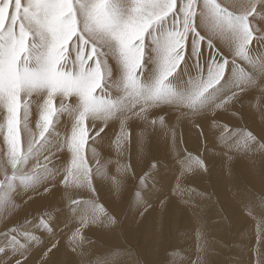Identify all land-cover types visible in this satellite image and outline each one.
Masks as SVG:
<instances>
[{
  "label": "snow or ice",
  "instance_id": "6c2138e0",
  "mask_svg": "<svg viewBox=\"0 0 264 264\" xmlns=\"http://www.w3.org/2000/svg\"><path fill=\"white\" fill-rule=\"evenodd\" d=\"M204 5L205 0H175L174 5L172 0H0V105L6 109L4 140L8 145V166L0 168V193L3 194L0 195V206L8 204L7 194L18 185L17 181L28 185L50 170L48 161L52 144H49L46 133L54 126V115L66 113L74 120L71 136L64 141L71 153V165L65 168L67 175L64 182L68 183L69 178L74 177L91 188V169L85 159L84 147L89 138L87 122L90 120L93 127L96 123L88 114H100L107 124L117 114L125 117V113L132 111L136 105H141L143 112L146 107H153L162 99L169 102L175 99L173 96L159 97V84H150L147 88L139 86L144 84L142 77L146 37H150L154 45V41L159 40L165 30L185 34V56L181 64L191 57L192 67L200 73V77L197 82L189 77L187 91L180 100L192 107L203 102L205 89L217 76L220 84L226 75L248 86L257 79L264 81V0H227L226 6L214 0L206 15L202 16ZM197 17L200 19L199 24ZM257 20L261 22L259 27ZM238 22L246 24L248 39L246 44L237 48L235 56L229 59L230 54H225L216 46V42H221L226 49L235 44L239 39L235 27ZM202 24L207 28L203 35L200 31ZM141 40L143 53H137L136 59L139 62L135 68V75L140 80L137 91L133 92L125 87L124 66L120 62V52L114 45L127 47L131 42L139 49ZM196 40L200 44V53L193 56V42ZM253 42L259 47L253 49ZM202 44L211 51L201 66L200 58L204 55ZM110 57L121 68V75L115 80L112 79ZM238 60L244 62L243 65L238 64ZM98 62L99 76L96 74ZM112 89L117 90L115 96ZM33 95L43 97V104L39 106V132L38 136L33 133L26 149L21 151L18 129L21 122L27 126L29 106L32 103L30 97ZM57 97L59 106L54 107ZM232 98L228 96L229 100ZM160 122H163L162 117ZM3 127L0 125V129ZM216 128L222 139L232 140L238 135L244 148L258 145L256 150L264 152V143H261L264 135L258 140L251 132L235 133L227 126L221 127L218 124ZM103 130L100 128L91 137L93 142ZM226 146L241 147V143L238 140ZM57 147L59 150V145ZM44 151L49 152V156L44 157L45 163H37L30 173H23V166L29 159L35 158L38 161ZM177 159L181 165V176L191 169L190 161H194L195 166H203L202 161L193 158L191 154ZM143 179L146 181L147 177ZM136 197L144 204L139 192ZM71 204L77 206L72 209L73 212L83 206L79 201H71ZM245 209L249 208L245 206ZM97 219L96 215H82L80 224L83 227L90 222H97ZM261 223L264 224V218ZM25 235L29 236L27 233ZM20 246L16 235L5 233L0 241V253L7 248ZM257 254V264H264V252L257 250ZM16 264H22V261L17 260ZM81 264L92 262L82 259Z\"/></svg>",
  "mask_w": 264,
  "mask_h": 264
},
{
  "label": "bare ground",
  "instance_id": "6f19581e",
  "mask_svg": "<svg viewBox=\"0 0 264 264\" xmlns=\"http://www.w3.org/2000/svg\"><path fill=\"white\" fill-rule=\"evenodd\" d=\"M225 1L227 2V0ZM153 48H154V45L152 44L151 38L149 37L147 38V41H146L144 69H143V77H142V82L144 84H151L153 79L155 78V74H156L155 73V63H154L155 53L153 52ZM224 49L227 50L226 48ZM206 55H203V58L200 61L201 64H204L205 60L209 58ZM186 63L188 65V74L185 75V63H184V65L180 68L178 73L173 78L170 79L175 83L177 90H181L182 88H185L189 77L196 74L195 69L192 67V61L187 59ZM243 63L244 62H242L241 65H243ZM109 64L111 65V68H112V79L114 80L118 79L121 75V68L119 64L115 61L114 58H111V57L109 58ZM177 76H179V79L176 78ZM229 79H230V76L228 75L227 79L226 80L224 79L225 80L224 83L226 81H229ZM261 82H264V81H261ZM248 88L251 89V94L249 96L247 95L248 101H247V104H245V111H246V115L249 118V122H250L249 125L252 126V129L254 128L256 131H258L259 135H264L262 133V131L264 130V87H261L259 81H256L254 84L249 85ZM112 90L114 91L113 96H115L117 90L116 89H112ZM42 104H43V97L38 98L35 95H33L32 103L29 106L27 126L25 128L22 127V129H24L23 132L25 135H23V138H25V142L29 139H32V137L31 138L29 137L30 131L34 127L37 128V124L40 122L41 113H40L39 106ZM164 104L168 105L166 107H169L168 109L169 113L166 114V116L163 119V122L162 123L160 122L155 129L156 130V143L153 146V154L156 157H166V158L155 164L154 172H153V166H151L150 169H146L147 174L145 175V177H147V179L146 181L143 179L140 182L139 191H138L140 193V200H142L144 204L146 202L148 204L151 201L155 202V205H153V208L149 210L147 215L145 216L146 218L144 221L143 229L141 228L143 230V246L148 247L146 248L147 250L146 260L149 264L152 263L151 262L152 256L150 255V250L148 246L151 244L147 243L148 245H146V242L148 241L150 242L149 240L150 237L148 236L149 237L148 241L145 240L144 238L147 234H149L153 230H157L159 233L160 232L163 233L164 230H161V229L165 225H164V218L161 215L164 209L165 210L164 212H166L167 215L172 216V210H173V216L175 218H178V217L182 218L180 224L183 223L185 226L184 229L187 228L183 230L182 232L187 234V237L189 239L187 241L186 247L181 251H177L174 254V256H172V264H183V262H188V264H195L198 262L199 264H204L205 261H209L210 258L212 257L211 253L209 252L210 243L208 242L206 235H205L206 229L208 228V230H210L211 228H218V230L222 232L224 231V227L221 223L215 224L214 221L212 223L213 211L210 209L211 204L209 203L210 201L209 199H208L209 201L201 202V200L204 199L203 196H200L196 194L195 192H193L189 188L188 184L185 187L182 186L186 178L185 176H189L192 178H198L200 176V172L196 175H193L191 173H186L183 176H181V165L177 157L183 158L184 156H187L185 153V150L187 147L197 145V143L200 142L202 139H204V141H207L208 142L207 144L209 145L207 154L215 162L213 165V168L209 172L211 175L214 188L216 189V191L217 189L219 190V195H220L221 200L222 199L223 201L225 200L224 201L225 207L228 209H231L234 207L236 210H238L240 214H237L238 216H236V218H239L240 216L243 217L242 214H244L253 219L257 217L256 221L259 220L260 223H261V219L264 218L263 202H259L258 200L260 199L255 198L249 192L247 194H245V192H242L243 189H240L235 184L237 178H235L233 175H236L235 174L236 172L231 171L232 167L229 164L232 161L231 157L238 156V158H240V160L243 163V169L246 170L247 172L246 174L248 176H251L250 178L251 180L254 181V184H255L256 177L253 176L252 172L253 171L255 172V170L259 171V169L261 168L260 166H262L263 168V165L261 164L264 163L263 162L264 158L262 159L260 152L256 150V147H258V145L255 147L251 146L252 150H249L248 148H244L243 141L241 137L238 135L235 136L232 140L222 139L219 135L218 129L216 128V125L217 124L220 125V124L218 123L217 119L213 115H212L213 117L211 115H206L198 119L194 123H190L186 119L178 120V116H179V112L177 110L178 106L171 102H162V104L159 103L155 106V109L153 108L151 110V112L153 113V111L161 109V108H156V107L158 106L162 107L164 106ZM181 111H186V109H181ZM224 114L225 113L223 112V115ZM247 116H245V118ZM125 117H121L120 114H117L116 116L111 118L107 122V124H105L102 121H96L95 122L96 126L100 124V127L105 126V129L100 135V137H98L95 140V142H90L87 144V147H88L87 151L89 155L93 158L97 157L102 160V166L96 172V177L94 176L95 182L98 185L102 194L105 196L106 200L112 203L115 209H118L120 207L119 204L124 194L126 193L125 192L126 190L123 187V185L128 181V178H127L128 170L126 171V166L124 162V156L126 154L125 133H120L119 131V121L120 120L124 119L126 123L132 129V134L130 131L128 132L130 137L132 136V141H133V147L131 148V158H133L134 161H132V163H134L136 166H140L144 162L146 158V154H147L145 149L147 147V142H148L147 140L148 121H149L148 116L144 115L141 112V105H136V107L132 111L125 113ZM73 123H74L73 118L66 113L60 114L56 118L53 124L56 125L57 127L56 132L59 134L58 139L65 141L66 139L70 138ZM87 123L92 124L90 120ZM197 124H199V127L196 126ZM0 125H4L3 129H0V168H4L7 166L8 145L5 143V140H4L7 125H6V109L3 107V105H0ZM209 128L211 130H209ZM38 131L39 129L37 130V134H38ZM57 133H56V136H57ZM237 133H240V132H237ZM256 133L257 132H255V134ZM238 140L241 143V147L226 146V144H234ZM49 144H52V143L49 142ZM60 148L63 151V154H62L63 157L56 164L50 165L49 171L43 173L42 175H40L38 178L33 180L28 185L20 184L19 181H17L18 185L14 187L13 190L7 194V198L9 201L8 204L6 206H0V216L3 217V219L0 220V222L5 221V222H8V224H11L9 223V221L11 222V221H17L19 219H22L21 217L22 213L24 211L25 213H27V210L32 211V213L33 212L37 213L36 211L42 207L44 202H46L45 201L46 196L47 195L49 196L51 194L53 195L51 196L54 198V199L52 198L53 204H55V206L57 207L60 206V209H62L63 211L58 213L56 217L54 216L51 218H50L51 213L47 216L45 214L44 216H46L47 220H46V223H45V220L43 222L46 225H44L41 221L37 219H36L37 221H34L30 225H28L27 229L25 228V230H28V231L30 230L32 231V229L36 230L38 233L37 239L35 240L32 239L29 241V239L22 238L21 239L22 246L14 247L12 248L13 250L10 248L11 249V250L9 249L10 251L8 250V252H5L3 254L4 256H6V258L3 259L2 262H7V260L10 259V257L12 258L15 254H23L25 256L28 255L27 258L31 260L29 261L30 262L29 264H35L34 261L42 247H44L45 245L48 246L50 245V243L52 244L55 242L57 243L60 242L64 247L69 248L72 251L74 257L65 256L62 251V248L58 247L57 251L54 250V253H53V258H54L53 263L54 264H64L65 260L69 261L67 264H81L82 259H87L91 261L92 264H107V262L109 261H112L113 264H126L127 260L126 261L123 260L124 257L121 255V253L120 254L113 253L112 255H109L106 258L103 257V259L105 258V260L103 261H96L95 258H93L92 256V248L94 249L95 246L91 243L90 245H88L87 241L80 238L81 236L79 235L80 236L79 237L74 232V226L75 224L80 223V216L82 215L85 217L96 215L98 218L97 222H105V223L107 222V218L102 213L98 214V212H96L93 209L92 210L90 209L91 211H93V212H90V211H86L83 207H81L77 212L72 211V209L76 208L77 206H71V207L69 206V202L71 200L70 198H75V196L79 192L81 193L86 192L88 188L86 187L85 183L75 179L74 177H70L68 183L64 182V178L67 175L65 168L71 165V153L66 145H62L60 146ZM42 154L40 155L39 159L43 161ZM35 160H36L35 158L29 159V161L23 166L22 171L23 172L27 171L26 168L30 169L31 167H33ZM189 163L192 165V167H195L194 161H190ZM144 164H143V167H144ZM261 172L262 170L260 169V171L258 172L259 177L260 179H262V181H264V172L262 173ZM27 173H30V171H28ZM92 174H95V173H92ZM177 181H179V184L177 183ZM191 182H196V181L192 180ZM257 187L259 188L261 186L257 185ZM44 188H49V192L45 193ZM165 194H170L172 196H170L169 200L165 203L166 205H164V208H160V206L158 207V203ZM99 197H97V200ZM229 200L234 201L237 205H235L233 202H229ZM25 201H28V202L25 203ZM102 205L104 206L105 204H102ZM140 205H141L140 201H138L136 198V200H134L132 203L131 210L129 211L130 214L128 216L127 221L125 222V226L129 224L130 219L132 217H135L133 216L134 211ZM241 205H243L244 207L246 206L249 209L248 210L242 209ZM180 206H182L185 209L183 212L179 211L178 208ZM251 211L253 212V214L250 215ZM25 213L23 215H25ZM53 215L54 214H52V216ZM252 222L254 221L252 220ZM263 225L260 226L259 224L255 223V227H254V225L252 224L250 225V223L247 224L246 228L242 231L243 234L240 233L239 235V237H241L240 241L239 243L236 244V247L234 250L239 256L245 259H248V260H251L252 258L254 260L256 259L255 261L256 264H257V259H258L257 250L262 252L261 247H263L262 245L263 243L261 239L258 238L262 234V233L260 234V232L264 229ZM105 231L109 235L110 239L113 240L114 232H112V230H105ZM116 231L118 232L119 230L116 229ZM153 233L155 232L153 231ZM36 235L37 234H35V237ZM179 236L182 238L184 237L183 235H179ZM216 237H213V238L215 239ZM249 237H252V240ZM183 240L181 239L180 241H183ZM152 248H153V245L151 246V250ZM42 252L41 254H43ZM81 254H83V256ZM130 259L133 260L132 257ZM130 259H128V261ZM216 259H218V257ZM40 260L41 261H39L40 262L39 264H43V262H45L44 259H40ZM23 262L25 263L26 261L23 260Z\"/></svg>",
  "mask_w": 264,
  "mask_h": 264
},
{
  "label": "rangeland",
  "instance_id": "374dc122",
  "mask_svg": "<svg viewBox=\"0 0 264 264\" xmlns=\"http://www.w3.org/2000/svg\"><path fill=\"white\" fill-rule=\"evenodd\" d=\"M224 1L225 0H216L217 3H221L222 2V4H224L226 6L227 2L225 1V3H224ZM229 10H231V9H229ZM199 22H200L199 21V17H197V24ZM256 22H257V27H259L260 21L257 20ZM200 31H201L202 35L205 32V30L203 28H201ZM147 38H149V37H146V41H147ZM146 41H145V43H146ZM216 46L218 48H221L225 52V54H229L227 52V50L224 49V47H223L221 42L217 41L216 42ZM251 47L253 49H255V48L259 47V46L256 45L255 42H254L251 45ZM145 50H146V47H145ZM189 51H190V48H189ZM201 51L203 53H205L204 55L207 54L206 56L209 57V54H210L211 50L208 49L206 45L202 44L201 45ZM228 58L231 59V56L229 55ZM237 63L240 64V65L242 64V62L239 61V60L237 61ZM183 65L184 64L180 65L178 71L180 70V68ZM227 76H225V80L227 79ZM173 77H171V78H173ZM224 81H222V84L224 83ZM111 91H112V94H113L114 91L113 90H111ZM250 94H251V89L247 88L244 93L240 94V99H238L237 102L234 103V105H230L227 111H225L223 109H220L213 116L217 119V121L221 125V127L227 126L231 131H234L235 133L241 132V131L249 132L250 130H251L250 132H252V130H253L252 134L255 135L257 137V139H260L261 135L258 134V131H256L254 128L252 129V126L249 125L250 124L249 118L246 115V111H245V104H247L248 96ZM30 99L32 101L33 96L30 97ZM160 104H162V102H160ZM58 106H59V97H57L55 99V101H54V107H58ZM155 106L146 107L145 110L142 112L144 115H147L148 119H149V121H148V138H147L148 142H147V147L145 149L147 154H146V158L144 160L145 164L143 162L140 166H136L134 163H132V161H134L133 158H131V148L133 147V141H132V136L130 137V135L128 133L130 131L131 134H132V129L126 123V121L124 119L119 121V131H120V133H125V150H126L125 156H127V157L124 156V162H125V166H126V171L128 170V177H127L128 181L123 185V187L126 190L125 191L126 193L124 194V196H123V198H122V200H121V202L119 204L120 207L118 209H115L113 207L114 205L106 200L105 196L102 194V192L100 191L98 185L95 182L96 172L101 168L102 160L100 158H97V157L96 158L91 157L89 155L88 151H87V148H88L87 144L90 143V142H93L91 137L95 136L96 132L99 131L100 128H104L105 129V126L100 127V124H99L98 126L93 127L92 124H88L87 123L88 129H89V131H88V137L89 138H88V140H87V142L85 144L86 146L84 147V154L85 153L87 154V156L85 154V159L87 161L88 167L92 170V172H91V188L86 184V187L88 188L87 191L86 192H82V193L79 192L75 196V198H70L71 200L69 202V206L70 207L71 206H76V205H72L71 201H79V202H81V204L83 205L82 207L86 211L93 212V211H91L93 209L96 212H98V214L102 213L107 219L110 216H115L116 218H118L119 225H120V226L118 225V228H116L117 230H119L118 232L116 231V229H112V232H114V239L111 240L109 235L103 229H99V228H97L95 226H88L87 224L85 226H83V227L80 226L81 225L80 223L79 224H75L74 232L78 236L80 235L81 236V237L79 236L80 238H82L83 240L87 241L88 245H90V243H91V244H93L95 246L94 249L92 248V256H93V258H95L96 261H103V260H105V258L107 256L112 255L113 253L114 254H120L121 253V255L124 257L123 258L121 256L123 258V260H125V261L127 260L126 264H149L147 262V260H146V252H147L146 248H148V247L147 246H143V230L142 229H143L144 221H145V218H146L145 216L147 215L148 211L153 208V205H155V202L151 201V202H149L150 204L149 203L147 204V202H146L142 206L140 205L134 211L133 216H135V217H132L130 219V222H129V224L127 226H125V222L127 221L128 216L130 214L129 211L131 210L132 203L137 198L136 197V193L139 191L140 182L143 180V178L147 174L146 169H150V167L153 166L154 163L156 164L159 161H162V160H164L166 158V157H156V156H154V154H153V146L156 143V130L155 129H156L157 125L160 123V118L162 117L164 119L166 114L169 113V110H168L169 107H166V106H168L167 104H164V106H162V107L158 106L156 108H161V109L155 110L152 113L151 110L153 108L155 109ZM223 112L225 113L224 115H223ZM229 112H230V114H229ZM22 114H23V109H21V112H20L21 121L23 120V115ZM148 114H150V115H148ZM245 116H247V117L245 118ZM57 117L58 116H55V115L53 116V118H52L53 122L56 120ZM122 121H123V123H122ZM153 122H155V123H153ZM27 123H28V120H27ZM22 127L25 128V125H24L23 122H21V124L19 125V129H18V130H20L19 131V136H20L21 151L26 149L27 143L30 140L29 139V140H27L25 142V138H23V135H25V134L23 132L24 129H22ZM21 130H22V132H21ZM37 130H38V127L37 128H35V127L32 128V130L30 131V136L29 137L31 138L33 133L37 134ZM56 130H57V127H56V125H54L53 128L50 129L48 133H46V135L49 134V135H47L49 142H51L53 144V146H51V158H50V161H48L49 166L53 165V164H56L58 161H60L62 159L63 151L61 150L60 146L66 145V144H64V140H60V139L57 138ZM254 130H255V132H257L256 134H258V135L255 134ZM262 133L264 134V130L262 131ZM101 134H102V132L100 133V135ZM100 135H99V137H100ZM37 136H38V134H37ZM258 136H259V138H258ZM263 141L264 140H262L261 143H264ZM207 143H208L207 141H204V139H202L200 142L197 143V145L186 148V150H185L186 155L191 154L193 158H199L201 161L204 162L203 163L204 167H206L208 169V171L207 172L200 171V176L198 178H192V177H189V176H185L186 178H185V181L182 184V186L185 187L188 184L189 188L193 192H195L196 194H198L200 196H203L204 199H202L201 202L210 200L209 201V203L211 204L210 205V209L213 211L212 223H213V221H214L215 224L221 223L223 225V227H224V231H222V232L219 231L218 228H211L210 230H208V228L206 229L205 235H206V238H207L208 242L210 243L209 244V246H210L209 247V252L212 255V257L210 258L209 261H211V264H216V263L217 264H220V263L221 264H256V262H255L256 259L255 260L253 258L251 260L245 259V258L239 256L234 250H235L236 244L239 243V241H240L241 237H239V235H240V233L243 234L242 231L246 228L247 224L250 223V225L252 224V225H254V227H255V223L259 224L260 226H262L263 224L260 223L259 220L256 221L257 217H255L254 218L255 220H254L253 218H250L249 216L244 215V214H242L243 217L240 216L239 218H236V216H238L237 214H240L239 211L236 210L234 207L231 208V209H228V208L225 207V205H224V201L225 200L224 201H223V199L221 200L220 195H219V190L217 189V191H216V189L214 188L213 182H212V179H211V175H210V172H209L213 168V165H214L215 162L207 154V150L209 148V145ZM57 145H59V150H58ZM248 149L252 150L251 145L249 146ZM42 156H43V161L39 159L41 162L38 161V163H41V164L45 163L44 157L45 156H49V152L48 151H44ZM231 158H232V161L230 162L229 165H231V167H232L231 171L232 172H236L235 173L236 175H233L235 178H237L235 184L240 189H243L242 192H245V194H247L249 192L255 198L260 199L258 201L259 202H263V205H264V186H263L264 185V181H262V179H260L259 173H258L260 171V169L262 170V172H264V163H263L264 162V159H263L264 157H262V159H263L262 163L263 164H261V165H263V168H262V166H260L261 168L259 167L260 168L259 171L255 170V172L254 171L252 172L253 176L256 177V183L257 184L256 183L254 184V181L251 180V178H250L251 176H248L246 174L247 172H246V170L243 169V163L240 160V158H238V156L231 157ZM36 164H37V159L34 161L33 167ZM143 164H144V167H143ZM33 167H31L30 169L26 168L27 171H24L23 173L26 174L28 171H31ZM136 168L139 169V170H137ZM92 173H95V174H92ZM192 180H195L196 182H191ZM250 182H252V183H250ZM257 185H260L262 188L261 187L258 188ZM42 193H43V191H42ZM42 193H41V195H42ZM0 194L2 195V193H0ZM51 195H49V196L47 195L46 196V198H45L46 202H44L42 207L36 211L37 213H34V212L32 213V211L27 210V213H25V211L22 213V215H21L22 219H19L17 221H11V222L9 221V223H11V224H8V222H5V221L4 222H0V241L3 240L5 232L6 233H10L11 232V234L14 233L13 235L18 234V235H16V237L18 236L17 239H19L20 243H22L21 242L22 238L29 239V241H30L32 239L28 238L29 236L35 237V234H37L36 235V237H37L38 233H37L36 230L32 229V231L31 230L28 231V230H25V228L27 229L28 225H30L31 223H33L34 221H37V220L41 221L44 225H46L45 223H46V220H47L46 219L47 215H49L51 213L50 214V218L54 217V216L56 217L58 215V213L63 211L62 209H60V206L57 207V206H55V204H53L52 200L54 198L52 197L53 195L52 196ZM170 196H172V195L165 194L161 198V200L159 201L158 207L160 206V208H164V205H166L165 203L169 200ZM97 197H99L98 200H97ZM26 202H28V201H25V203ZM229 202H233L235 205H237L232 200H229ZM106 203L108 204V206H107ZM102 204H105V205L103 206ZM106 206L108 207V209H107ZM259 206H261V205H259ZM28 207H30V206H28ZM178 209L181 212H183L185 210L182 206H180ZM180 209H182V210H180ZM164 211L165 210L163 209V213L164 214L162 213V215H161L164 218V225H165L161 229V230H164L163 233L162 232L159 233L157 230H153L155 233H153V231H151L144 238L145 240L148 241V239L150 237V239H149L150 242L149 241L146 242V245L151 244V245H148L149 246V250H150V255L152 256V259H151L152 263L151 264H158V263L159 264H172V256H174V254L177 251L183 250L186 247V245H187V241L189 240L188 237H187V234L182 232L183 230L187 229V228L184 229L185 226H184L183 223L180 224L182 218L181 217L175 218L173 216V210H172V216L174 218L172 216H170V215H167V213L164 212ZM24 213H25V215H23ZM45 214H46V216H44ZM52 214H54V215L52 216ZM251 214H253L252 211L250 212V215ZM44 217H45V219H44ZM165 217H167L168 220ZM34 218H35V220H34ZM138 218H140V219H138ZM44 220H45V223L43 222ZM140 220H141V222H140ZM252 220L254 222H252ZM1 224H2V226H1ZM225 225H227V226H225ZM172 230H173V232H172ZM169 231H170V233H169ZM174 231H175V233H174ZM263 231H264V229L260 232V234L262 233L261 236L258 237V238L261 239V241L263 243L262 244L263 247H261V251L262 252H264V232ZM25 233L29 234V236L26 237ZM2 235H3V237H2ZM84 235H86V236H84ZM179 235H183L184 237L182 238ZM223 235H224V237H223ZM213 237H216V238L214 239ZM249 238H251V240H252V237H249ZM106 239H107V241H106ZM181 239L182 240L184 239V240L180 241ZM173 240H174V242H173ZM29 241H27V242H29ZM185 242H186V244H185ZM58 243L57 242L52 243V244L50 243L51 246L50 245H48V246L45 245L46 247L45 246L42 247L40 252H39V254L37 255L34 263L35 264H39L40 263L39 261H41L40 259H44L45 262H43V264H54L53 263V259H54L53 258V253H54V250L57 251L58 247L62 248V251H63L65 256L74 257L72 251L69 248L64 247L60 242H58ZM53 245H55V247H53ZM152 245H153V248L151 250V246ZM142 246H143V248H142ZM144 248H145V250H144ZM222 248H223V250H222ZM9 249L10 248H7V249H5L4 252L0 253V263L1 264H3V263L4 264H16L17 260H21L22 264H29L30 263L29 261H31V260H29V258H27L28 255L25 256L23 254H15L12 258L10 257V259H8L7 262H2V260L6 258V256H4L3 254L5 252H8ZM49 249H51L50 252H49ZM140 251H141V253H140ZM41 252L43 254H41ZM48 253H50V254H48ZM43 256H44V258H43ZM235 256H236V258H235ZM103 257H105V258L103 259ZM131 257H132L133 260L130 259ZM217 257H218V259H216ZM26 258H27V260H26ZM128 259H130V260L128 261ZM222 259H223V261H222ZM23 260L26 261L27 263L26 262L24 263ZM68 262H69L68 260H65L64 264H67ZM195 264H198V263H195Z\"/></svg>",
  "mask_w": 264,
  "mask_h": 264
},
{
  "label": "clouds",
  "instance_id": "9594fccd",
  "mask_svg": "<svg viewBox=\"0 0 264 264\" xmlns=\"http://www.w3.org/2000/svg\"><path fill=\"white\" fill-rule=\"evenodd\" d=\"M173 5L175 0H172ZM214 2V0H205L204 11L202 12V16L206 15L210 3ZM237 34H238V41L233 44L230 48L227 49L230 56L234 57L236 54L237 48L247 43L248 39V30L245 23H237L235 25ZM202 28L207 31L206 26L202 24ZM187 30V25L186 29ZM211 35V33H209ZM203 37H201L202 39ZM185 43H186V36L184 33L179 31L171 32L165 30L162 32L161 38L159 40L154 41V48L153 52L154 55V63H155V78L153 79L151 84H159V97H167L173 96L175 99L171 101V103L178 106L177 110L179 112L178 120L179 119H186L190 123H194L198 119L206 116V115H214L217 113L218 110L223 109L225 111L228 110L230 105H234L238 99H240V94L244 93L245 90L248 88L243 81L236 82L232 77H230L229 81H226L223 84H220L219 76H217L213 82L209 85L208 88L205 89L206 95L203 98V102L196 106L192 107L187 103H184L180 100L187 88H182L181 90H177L175 83L172 80H169V77H173V74H177L178 69L180 67L181 62L184 60L185 56ZM143 41L141 40V47L137 49L133 46L130 42L127 47H119L118 45H114L117 47L120 56H121V63L124 66V83L125 87L132 89L133 92L137 91L138 82L140 80L139 77L135 75V68L138 65V60L136 59L137 53H143ZM194 51L192 53L193 56H196L200 53V44L199 41L196 40L193 42ZM83 49H81V52ZM203 56L200 58L202 59ZM191 61V57H189ZM202 66V64H201ZM99 62L96 66V74L99 76ZM195 69V68H194ZM195 75H192L193 82L199 81L200 73L195 69ZM188 74V65L185 63V75ZM179 79V76L176 77ZM211 78V74H210ZM259 81L261 87H264V82ZM150 84H142L139 85L140 87L147 88ZM219 85V87H217ZM232 96V100L228 99V96ZM151 99V97H149ZM160 102H169L166 99L160 100ZM159 102V103H160ZM158 104V103H156ZM181 109H186V111H181ZM89 118L96 121H102L103 118L100 114L96 112H90L88 114ZM199 127V124L196 125ZM260 155L264 157V152H260ZM203 163V161H202ZM200 171L207 172L208 169L203 166H195L191 167L186 173H191L193 175L198 174ZM44 192H49V188H44ZM143 204H141L142 206ZM242 209H245L243 205H241ZM3 217L0 216V220ZM88 226H95L103 230H112L118 228L119 220L115 216H110L107 219V222H95V223H88ZM199 264V262H198ZM204 264H211V261H205Z\"/></svg>",
  "mask_w": 264,
  "mask_h": 264
}]
</instances>
